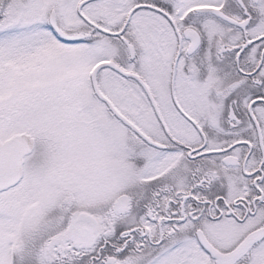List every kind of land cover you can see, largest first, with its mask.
<instances>
[{"label": "snow or ice", "instance_id": "1", "mask_svg": "<svg viewBox=\"0 0 264 264\" xmlns=\"http://www.w3.org/2000/svg\"><path fill=\"white\" fill-rule=\"evenodd\" d=\"M0 264H264V0H0Z\"/></svg>", "mask_w": 264, "mask_h": 264}]
</instances>
